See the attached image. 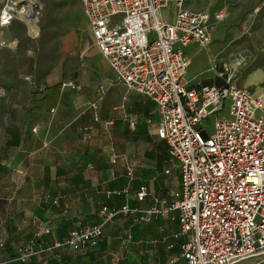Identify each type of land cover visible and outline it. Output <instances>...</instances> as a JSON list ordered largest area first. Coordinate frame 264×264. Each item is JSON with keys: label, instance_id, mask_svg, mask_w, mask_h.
<instances>
[{"label": "built area", "instance_id": "2783aa9c", "mask_svg": "<svg viewBox=\"0 0 264 264\" xmlns=\"http://www.w3.org/2000/svg\"><path fill=\"white\" fill-rule=\"evenodd\" d=\"M78 1L116 82L155 102L160 117L157 135L166 142L172 161L165 172L179 171L180 185L164 197H155L148 209L132 207L127 190H109V198L125 196L121 207H105L103 222L72 229L47 249L96 246L104 225L118 214L147 221L177 211L180 230L175 237L182 238L183 264H238L253 255L264 264V91L256 94L234 82L243 64L240 58L231 69L223 67L218 83L194 84L187 79L190 62L183 47L191 43L208 47L217 25L226 19L225 11L191 10L185 0ZM169 5L174 7L172 21L161 17ZM39 15L29 0H4L0 30L16 21L27 25ZM79 87L75 81L61 83V89ZM108 88L98 85L96 99L86 105L95 122L100 121L98 103ZM227 101L229 116H220ZM211 115L216 117L210 135L204 121ZM113 125V119L107 120L103 130L110 134ZM93 129H81L83 139H89ZM111 153L114 162L118 155L113 146ZM147 195V187L142 186L136 199L141 202ZM34 254L26 246L17 259L25 262Z\"/></svg>", "mask_w": 264, "mask_h": 264}, {"label": "crops", "instance_id": "0c3cea01", "mask_svg": "<svg viewBox=\"0 0 264 264\" xmlns=\"http://www.w3.org/2000/svg\"><path fill=\"white\" fill-rule=\"evenodd\" d=\"M173 13L167 16L162 11L161 17L172 21ZM0 33L3 46L15 48L17 42ZM194 44L202 48L197 43L183 47L190 64L186 49ZM33 69L30 65L28 72ZM62 81L54 71L42 76L47 88L36 94L45 95L39 103L40 112L36 109L35 127L39 130L26 142L11 138L5 145L8 150H0V197L4 196L0 204V264H183L182 238L175 237L180 230L177 211L147 221L118 214L104 225L96 246L47 249L72 229L103 222L105 207H121L125 196L109 198V190H127L132 207L148 209L155 197L175 189L169 183L173 171L165 172L172 161L166 142L158 138L160 117L150 97L128 92L125 85L116 83L99 101L100 121L95 122L86 105L96 99L100 84L82 78L79 89L70 90L61 89ZM111 119L114 125L108 134L103 124ZM88 126L94 129L86 140L81 129ZM112 146L118 155L114 162ZM128 167H132L130 174ZM30 174L33 177L26 182ZM142 186L147 187L148 195L139 202L136 192ZM43 228L49 232L44 233ZM26 246L35 254L21 262L17 257ZM259 258L253 255L238 264H263Z\"/></svg>", "mask_w": 264, "mask_h": 264}, {"label": "rangeland", "instance_id": "374dc122", "mask_svg": "<svg viewBox=\"0 0 264 264\" xmlns=\"http://www.w3.org/2000/svg\"><path fill=\"white\" fill-rule=\"evenodd\" d=\"M37 1L42 7L34 31L20 21L0 30L9 41L17 42L11 48L0 41V150L11 138L26 142L33 136L39 103L45 100V95L36 94L47 88L42 76L54 71L60 80L78 83L85 78L109 88L117 83L115 73L93 42L80 2ZM185 7L226 13L208 47L197 49L194 44L186 49L191 57L187 78L191 82L201 79L202 83H218L223 67L231 69L240 58L243 64L236 71L234 82L254 93L257 89L264 91V0H185ZM163 13L172 14L173 5L165 7ZM30 65L33 72H28ZM226 104L220 116H229L230 101ZM215 117L211 115L204 121L210 135ZM30 177L33 176H26V182ZM169 183L173 188L179 187V171L173 170ZM29 192L26 189V195Z\"/></svg>", "mask_w": 264, "mask_h": 264}, {"label": "bare ground", "instance_id": "6f19581e", "mask_svg": "<svg viewBox=\"0 0 264 264\" xmlns=\"http://www.w3.org/2000/svg\"><path fill=\"white\" fill-rule=\"evenodd\" d=\"M29 5L32 7V8H36L38 10V14H40V9L42 7V5L39 3V1L37 0H29ZM38 21V19H35L34 21H29V23L27 24V26L29 27V30L30 31H34V29L36 28V22ZM1 43L4 44V41L3 39L1 40ZM190 62V60H189ZM263 91L261 90H256V94H261Z\"/></svg>", "mask_w": 264, "mask_h": 264}]
</instances>
